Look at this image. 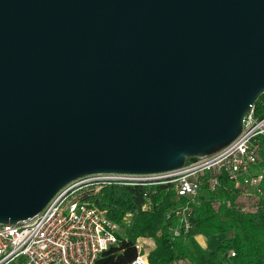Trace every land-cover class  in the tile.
I'll use <instances>...</instances> for the list:
<instances>
[{
  "label": "water",
  "instance_id": "95a60500",
  "mask_svg": "<svg viewBox=\"0 0 264 264\" xmlns=\"http://www.w3.org/2000/svg\"><path fill=\"white\" fill-rule=\"evenodd\" d=\"M263 92L264 0H0V222L214 151Z\"/></svg>",
  "mask_w": 264,
  "mask_h": 264
},
{
  "label": "built area",
  "instance_id": "2783aa9c",
  "mask_svg": "<svg viewBox=\"0 0 264 264\" xmlns=\"http://www.w3.org/2000/svg\"><path fill=\"white\" fill-rule=\"evenodd\" d=\"M263 158L264 114L258 115L253 104L237 137L214 151L190 156L183 165L167 171L89 174L63 186L36 215L16 223L0 222V264H95L118 242L120 227L99 207L77 197L83 185L170 183L177 195L187 199L173 215L188 229L192 205L203 185L216 191L226 178L262 194L264 169L259 164ZM170 230L180 234L179 228ZM150 240L138 238V255L130 264H150Z\"/></svg>",
  "mask_w": 264,
  "mask_h": 264
},
{
  "label": "trees",
  "instance_id": "16d2710c",
  "mask_svg": "<svg viewBox=\"0 0 264 264\" xmlns=\"http://www.w3.org/2000/svg\"><path fill=\"white\" fill-rule=\"evenodd\" d=\"M254 104L257 114L263 115L264 92ZM259 168L264 169V158ZM262 187V194L253 189L256 197L247 206L238 202L239 188L226 178L216 191L203 185L192 205L188 229L173 215L187 199L177 195L170 183L88 184L76 194L120 227L118 242L95 264H130L138 255L140 237L155 242L148 252L150 264H264V183ZM170 227L179 228L180 234L174 235ZM197 235L218 240L203 247Z\"/></svg>",
  "mask_w": 264,
  "mask_h": 264
},
{
  "label": "rangeland",
  "instance_id": "374dc122",
  "mask_svg": "<svg viewBox=\"0 0 264 264\" xmlns=\"http://www.w3.org/2000/svg\"><path fill=\"white\" fill-rule=\"evenodd\" d=\"M237 187L239 188L238 202L240 204L244 203L248 206V204H250L252 200H254V198L256 197L254 190L250 187L241 185H238ZM217 240L218 238H215L213 240L208 239L207 245H215V241Z\"/></svg>",
  "mask_w": 264,
  "mask_h": 264
},
{
  "label": "crops",
  "instance_id": "0c3cea01",
  "mask_svg": "<svg viewBox=\"0 0 264 264\" xmlns=\"http://www.w3.org/2000/svg\"><path fill=\"white\" fill-rule=\"evenodd\" d=\"M197 240L199 241V243L203 246V247H207V241L208 238L204 235H197L196 236ZM151 246L154 247L155 246V242L153 239L150 240Z\"/></svg>",
  "mask_w": 264,
  "mask_h": 264
}]
</instances>
